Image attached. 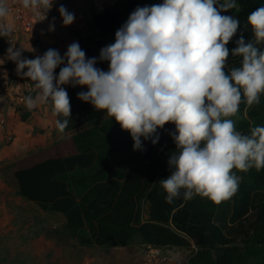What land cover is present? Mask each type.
Here are the masks:
<instances>
[{
	"label": "clouds",
	"instance_id": "1",
	"mask_svg": "<svg viewBox=\"0 0 264 264\" xmlns=\"http://www.w3.org/2000/svg\"><path fill=\"white\" fill-rule=\"evenodd\" d=\"M55 2L19 0L38 22L47 19ZM237 7V0H162L137 6L115 32L114 42L93 58H86L78 41L63 55L49 48L26 58L22 54L34 49L10 42L13 26L0 22V39L9 43L0 66L12 62L17 76L33 82L35 94L24 97L25 107L47 105L60 133L71 120L65 86L86 89L77 98L128 132L133 151H143L148 141L155 145L160 130L173 125L169 174L157 182L166 202L199 196L219 204L238 190L237 172L264 169V126L243 134L231 119L242 102L258 105L264 94V49L259 47L264 44V6L247 16L252 39L246 43L240 36L230 52L226 45L240 21L223 13ZM57 11L62 27L74 22V13L63 4ZM8 16L9 0H0V21ZM55 19L48 24L49 33ZM230 55L241 61L226 71ZM98 63H107V70Z\"/></svg>",
	"mask_w": 264,
	"mask_h": 264
},
{
	"label": "trees",
	"instance_id": "2",
	"mask_svg": "<svg viewBox=\"0 0 264 264\" xmlns=\"http://www.w3.org/2000/svg\"><path fill=\"white\" fill-rule=\"evenodd\" d=\"M161 2L126 0L122 8L94 16L92 28L113 43L115 32L137 6ZM237 5L223 13L240 21L226 45L230 52L240 36L246 43L252 39L247 16L264 6V0H237ZM259 47L264 49V44ZM7 48V40L0 39V54ZM82 49L86 58L96 57L92 49ZM240 61L230 55L225 70L238 67ZM65 87L71 120L63 133L56 132L85 128L72 134V153L56 148L47 151L52 156L14 171L18 196L44 212L63 216L68 234L83 247H126L140 238L150 248L194 247L187 264H264V169L237 172L238 190L219 204L199 196L190 200L181 196L168 203L157 182L169 174L168 156L175 150L169 132L174 126L166 124L155 145L148 141L143 151H133L128 132L77 98L86 89ZM239 110L246 114L236 127L243 134L264 126V94L258 105L242 102ZM28 117L26 113L22 120Z\"/></svg>",
	"mask_w": 264,
	"mask_h": 264
},
{
	"label": "rangeland",
	"instance_id": "3",
	"mask_svg": "<svg viewBox=\"0 0 264 264\" xmlns=\"http://www.w3.org/2000/svg\"><path fill=\"white\" fill-rule=\"evenodd\" d=\"M97 1L56 0L47 13L50 21L56 18L51 34L25 28L18 14L27 15L28 11L19 0H9V16L0 22L12 24L10 42L29 51L30 46L34 49L22 54L26 58L43 55L49 48L58 49L63 55L73 41H78L81 48L92 49L98 57L100 49L111 42L100 38L99 32L92 28ZM125 2L118 0L111 8L120 9ZM61 4L75 15L68 27H62L57 11ZM32 85L30 80L17 76L14 63L0 66V264H187L194 247L150 248L140 238L126 247H83L68 234L63 216L41 211L16 194L15 170L52 156L47 151L56 148L65 154L72 153V134L85 128L60 134L47 105L28 110L24 97L33 94ZM26 113L29 117L23 121ZM245 117L240 110L231 117L235 129Z\"/></svg>",
	"mask_w": 264,
	"mask_h": 264
},
{
	"label": "built area",
	"instance_id": "4",
	"mask_svg": "<svg viewBox=\"0 0 264 264\" xmlns=\"http://www.w3.org/2000/svg\"><path fill=\"white\" fill-rule=\"evenodd\" d=\"M117 1L118 0H100L97 4H95V14L96 15L102 14L106 9L111 8ZM18 17L21 18L25 28L28 31H31V29H35L37 32H39V34L49 33L47 31L48 24L50 22V20L48 19V14H47V19L42 22H38L39 17H34L29 11L27 15L18 14Z\"/></svg>",
	"mask_w": 264,
	"mask_h": 264
},
{
	"label": "crops",
	"instance_id": "5",
	"mask_svg": "<svg viewBox=\"0 0 264 264\" xmlns=\"http://www.w3.org/2000/svg\"><path fill=\"white\" fill-rule=\"evenodd\" d=\"M100 1V0H99ZM99 1H97L95 4H97ZM12 36V35H11ZM55 119H56V117H55ZM42 211V210H41Z\"/></svg>",
	"mask_w": 264,
	"mask_h": 264
}]
</instances>
